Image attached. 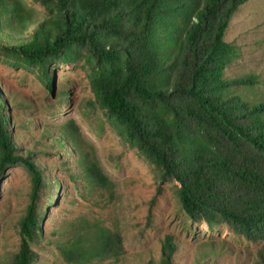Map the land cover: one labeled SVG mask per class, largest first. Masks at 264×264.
Masks as SVG:
<instances>
[{
	"label": "trees",
	"instance_id": "trees-1",
	"mask_svg": "<svg viewBox=\"0 0 264 264\" xmlns=\"http://www.w3.org/2000/svg\"><path fill=\"white\" fill-rule=\"evenodd\" d=\"M31 1L44 8L41 20L22 0H0V61L36 67L52 90V65L81 62L107 122L157 182L178 184L174 194L188 219L211 230L225 224L259 243L253 264H264V102L248 105L228 94L230 86L251 78L223 79L238 55L224 35L248 0ZM7 107L0 91V184L16 164L31 175L11 264H35L40 195L61 184L48 186L30 153H18ZM41 139L46 150L76 157L73 165H60L74 189L113 197L115 186L82 149L72 120L55 130L43 126ZM79 197L85 199L84 193ZM53 233L48 244L68 264L117 260L123 252L118 232L82 216ZM175 251L173 237L166 236L158 264H176Z\"/></svg>",
	"mask_w": 264,
	"mask_h": 264
},
{
	"label": "rangeland",
	"instance_id": "rangeland-1",
	"mask_svg": "<svg viewBox=\"0 0 264 264\" xmlns=\"http://www.w3.org/2000/svg\"><path fill=\"white\" fill-rule=\"evenodd\" d=\"M38 20L46 12L31 0H22ZM33 27L26 30L31 33ZM224 41L235 46L238 55L223 72L225 80L251 78L227 90L248 105L264 102V0H248L232 16ZM0 61V91L8 114L18 153L28 152L42 169L48 186L39 201L41 239L32 249L35 264H68L48 241L53 232L80 216L118 232L123 252L117 259L94 258L88 264H158L162 242L172 236L176 264H253L259 243H252L220 224L210 229L194 223L182 211L174 194L175 182H157L153 169L137 151L120 139L94 102L88 75L81 62L51 66L52 87L36 67L14 59ZM93 102V107L89 103ZM264 120V114L262 115ZM72 120L79 143L96 159L114 187L87 196L74 189L61 162L73 165L76 157L46 150L41 139L43 126L56 127ZM47 152V153H45ZM31 175L22 164L11 166L0 184V264H11L19 247V221L30 203ZM84 193L85 199L79 197Z\"/></svg>",
	"mask_w": 264,
	"mask_h": 264
}]
</instances>
